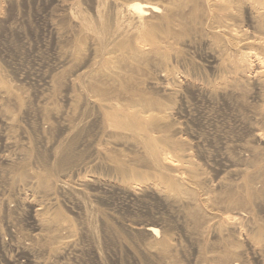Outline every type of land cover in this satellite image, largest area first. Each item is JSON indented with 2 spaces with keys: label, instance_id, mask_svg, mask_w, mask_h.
Wrapping results in <instances>:
<instances>
[{
  "label": "rangeland",
  "instance_id": "1",
  "mask_svg": "<svg viewBox=\"0 0 264 264\" xmlns=\"http://www.w3.org/2000/svg\"><path fill=\"white\" fill-rule=\"evenodd\" d=\"M63 1L77 4L84 17L92 21L97 20L98 13L113 21L118 9L106 0H7L0 10V86L8 88V93L3 90L0 93V264H9L6 259L10 256L16 260L15 264H29L25 252L31 249L37 253L38 261H47L46 264H264V257L259 258L249 251L246 238L231 234L226 242L210 230L206 231L207 222L211 226L219 225L222 218L231 216V212V217L250 212L248 206L240 202L243 198L241 185L254 170V161L260 153L264 154L263 144L254 139L249 130L250 124L255 123L252 112L258 104L256 91L250 87L244 95L234 92L225 96L200 95L188 89L185 99H171V107L175 109L173 122L181 131L176 139L184 142L192 152V163L197 172L200 171L196 179L191 175L182 176L183 184L195 191V197H190L191 203L176 209L154 196L139 200L107 187L100 190L91 179H106L124 191L139 195L148 182L126 183L106 166L102 169L90 166L96 158L107 165L114 160L111 148L106 146L112 140L105 137L96 106L75 100L79 88L72 89L75 103L68 104L67 84L72 78L77 82L86 81L103 70L100 78L114 89L117 84L109 78L108 70L115 71V57L107 55L105 46H97L91 34L74 32ZM144 1L161 3V0L139 2ZM240 13L239 26L250 33L254 26L250 16L245 10ZM79 39H85L86 46L82 57L76 59ZM186 57V63L182 62L177 69L191 66L199 77L212 80L217 77L214 54L206 46H196ZM149 66L152 70L148 67L143 81L154 78L160 68L157 63ZM145 89L150 92L147 85ZM74 139L68 166L63 172L50 175L55 184L53 191L45 193L38 189L33 175L48 174L58 160L59 147ZM96 148H104L111 155L95 156ZM20 174L28 178L20 181ZM249 176L259 182L258 175ZM221 178L227 186H220ZM257 185L256 188H260ZM30 197L38 198H34L37 202L32 203ZM232 201H236V205H232ZM39 204L45 211L44 217L52 215L54 209L50 204H54L70 221L65 222L64 227L43 225L37 228L32 212L41 208ZM257 204L260 205L258 200ZM191 211H196L198 216L190 214ZM257 212L259 222L264 225V208ZM146 223H154L161 237L153 238L144 230L128 228L129 224ZM164 237L172 238L176 247L169 256L161 253L158 247ZM230 242L238 244L244 255L236 261L223 263L221 256L225 244Z\"/></svg>",
  "mask_w": 264,
  "mask_h": 264
},
{
  "label": "bare ground",
  "instance_id": "2",
  "mask_svg": "<svg viewBox=\"0 0 264 264\" xmlns=\"http://www.w3.org/2000/svg\"><path fill=\"white\" fill-rule=\"evenodd\" d=\"M106 1L112 2L118 8L113 21L107 20L105 16L102 17L99 13L96 21L86 19L82 11L76 7L77 4H69L68 1H63L62 6L66 9L67 19L73 23L72 29L75 33L84 34L86 32L91 34L93 42L97 46L98 44L105 46L108 49L107 55L115 57L113 59L116 65V67H113L115 71H112L111 68V71H108L110 72L109 78L114 79L117 85L113 89L110 84L105 83L99 75L103 70H99L96 73V77H91L86 81L77 82L73 78L70 79L67 84L69 90L66 92L65 98L69 105H72L73 101L75 103V100H81L92 104L93 107L96 106L101 114L100 120L105 137L112 140L106 146L111 148V154L115 155L114 160L107 165L96 158L97 160L90 162V166L96 169H102L103 166H106L109 170H112L114 175H120L126 183L148 182V184L144 187L143 194L141 192L139 195L137 192L124 191L117 184L105 181L106 179H91V183L100 190L107 187L113 191H122V193L136 199L154 196L178 209L182 204L191 203L192 198L190 197L195 194L194 189L183 184L184 177L182 176L191 175L192 179H196L200 176L198 175L200 171L197 172L192 163V152H190L184 142L176 139V135L181 131L179 128H175L173 122L175 109L171 107V99H185L184 94L188 89L200 93V95L205 93L206 95L226 96L234 92L238 94L243 92L244 95L250 87L251 89L253 88L256 91L255 95L258 99V104L253 108L252 116L255 119V123L250 124L249 130L253 138L264 146V0H161L160 4L145 1L139 2L140 0ZM6 2L7 0H0V10ZM242 10L248 12L251 23L254 25L253 31L250 33H246L244 31L246 29L239 26L238 16ZM75 37L77 39V36ZM198 45L206 46L214 54L215 66H217L214 69L217 70V77L212 76L213 80L199 77L194 67L192 68L191 66L183 67L182 70L180 68L177 69V66L181 65L182 62L186 63V54L191 53V50ZM85 46V39H79L76 42V52L78 51L76 59H79L80 56L82 57ZM151 63H157L160 68H157L158 71L154 78L149 81H143ZM146 85L150 92L145 89ZM76 87L79 88L80 93L73 100L72 89ZM5 88V86H0V93H2L1 90H3V93L4 91L8 93V88ZM81 90H85V92ZM254 97L252 96V98ZM75 142L76 140L74 139L59 147L58 157L56 158L58 160L55 164L53 163L48 174L33 175L38 189L45 193L53 191L55 184L52 182L50 175L63 172L68 166L67 162ZM104 148H96L95 153L97 155L95 156L111 155ZM227 169L225 167V170ZM253 169L248 174V179L245 178L241 185L243 198L240 202L247 205L250 212L246 214L240 212L233 217H231V212V216L228 215L229 217L222 218L223 221L219 225L212 224L211 226V223L209 222V225L207 222L206 226L208 229L206 231L210 230L215 237L221 238L222 241L226 242L229 240L227 237L231 234L238 236V238L244 237L246 238L245 241H247L246 244H248L249 251L259 258H263L264 225L263 222L261 223L258 220L257 210L264 208V154L260 153L254 161ZM171 175L176 176L172 177ZM249 175H258L259 182L256 183L255 177ZM20 176V181L28 178L23 174H20ZM84 180L87 181L88 179ZM218 183L222 187L227 186V183L222 178ZM83 184L86 185L87 183ZM256 184L260 188H256ZM32 198V203L38 199L36 197ZM53 199L55 198L53 197ZM257 200L260 205L257 204ZM232 205H236V201H232ZM39 206L41 207V204ZM50 207L54 209V212L48 217L47 214L44 217L43 213L45 211L42 207L40 209L36 208L38 210H33L32 214L37 228L43 227V225L50 228L53 226L64 227L63 224L68 221L65 214L60 212V208L55 207L54 204H50ZM44 209L47 210L46 208ZM190 214L198 216L196 211H191ZM195 222L197 225L200 224L198 218L195 219ZM128 228L132 231L144 230L146 234L153 238L158 239L161 237V231L154 223L129 224ZM172 242V238L164 237L158 243L161 253L165 256L171 255L174 251L173 247L175 246ZM225 245V252L221 256L223 263L236 261L244 255L238 244L230 242ZM18 250L16 251L18 252ZM25 253L28 256L29 264L47 263V261H45L46 263L38 261V255L32 249L29 253L27 251ZM149 254L152 253L150 252ZM6 261L9 264H15L16 262L12 256L7 258Z\"/></svg>",
  "mask_w": 264,
  "mask_h": 264
}]
</instances>
